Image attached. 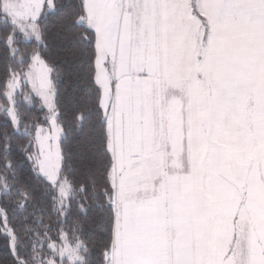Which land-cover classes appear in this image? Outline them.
I'll return each mask as SVG.
<instances>
[{"label":"snow or ice","instance_id":"6c2138e0","mask_svg":"<svg viewBox=\"0 0 264 264\" xmlns=\"http://www.w3.org/2000/svg\"><path fill=\"white\" fill-rule=\"evenodd\" d=\"M175 6L178 36L155 0H0V264H264V0ZM125 47L195 69L204 134L186 189L147 177L134 206L113 137Z\"/></svg>","mask_w":264,"mask_h":264},{"label":"crops","instance_id":"0c3cea01","mask_svg":"<svg viewBox=\"0 0 264 264\" xmlns=\"http://www.w3.org/2000/svg\"><path fill=\"white\" fill-rule=\"evenodd\" d=\"M158 7L149 15L177 36L182 11L177 0H155ZM168 5V7H160ZM194 68L179 54L165 61L154 51L127 48L117 51V109L113 116V137L118 158L126 169L127 194L135 205L136 192L147 177L162 176L174 191L189 184L183 169L198 163L204 134L201 112L186 103L199 90L187 79ZM170 174V175H169ZM145 176V179H144ZM152 181H149V184ZM143 233L132 235L142 243Z\"/></svg>","mask_w":264,"mask_h":264},{"label":"rangeland","instance_id":"374dc122","mask_svg":"<svg viewBox=\"0 0 264 264\" xmlns=\"http://www.w3.org/2000/svg\"><path fill=\"white\" fill-rule=\"evenodd\" d=\"M177 2H179L180 3V0H177ZM193 70H195V69H193ZM113 77L114 78H117V69H116V71H115V73H113ZM110 77H108V76H105V75H103V73H102V80H101V82H102V84H104V85H106L107 84V82H108V79H109ZM119 79V83H120V78H118ZM119 85V84H118ZM144 179H145V176H144Z\"/></svg>","mask_w":264,"mask_h":264}]
</instances>
